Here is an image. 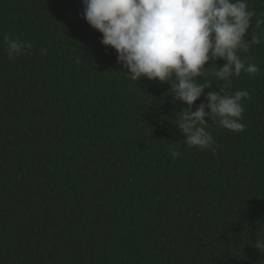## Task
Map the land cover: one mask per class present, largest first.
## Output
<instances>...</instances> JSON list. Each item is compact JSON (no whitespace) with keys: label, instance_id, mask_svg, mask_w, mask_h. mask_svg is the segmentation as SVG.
Segmentation results:
<instances>
[{"label":"trees","instance_id":"16d2710c","mask_svg":"<svg viewBox=\"0 0 264 264\" xmlns=\"http://www.w3.org/2000/svg\"><path fill=\"white\" fill-rule=\"evenodd\" d=\"M82 13V0H0V264H261L264 43L241 53L259 74L231 85L205 64V93L251 99L245 129L210 124L215 150H200L170 84L131 80ZM5 36L33 47L9 58Z\"/></svg>","mask_w":264,"mask_h":264},{"label":"clouds","instance_id":"9594fccd","mask_svg":"<svg viewBox=\"0 0 264 264\" xmlns=\"http://www.w3.org/2000/svg\"><path fill=\"white\" fill-rule=\"evenodd\" d=\"M83 18L102 34L101 43L117 53V62L131 80L141 78L169 83L175 102L187 107L175 112V124L184 144L200 150H215L210 124L218 123L234 133L242 132L245 108L251 99L247 90L232 94L219 88L205 93L212 83H199L205 64L216 67L215 78L231 85L242 72L256 76L259 67L248 53L264 43V14L250 9L248 0H82ZM255 29L246 39L249 29ZM9 58L24 54L33 45L4 37ZM223 59V66L215 61ZM210 67V66H209ZM204 96L193 110L197 100ZM205 117L211 119L206 122ZM173 158L180 153L170 148ZM264 255V235L253 245ZM264 264V261H261Z\"/></svg>","mask_w":264,"mask_h":264}]
</instances>
